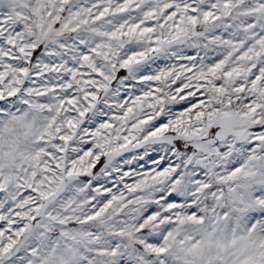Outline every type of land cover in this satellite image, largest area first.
Listing matches in <instances>:
<instances>
[{"label": "snow or ice", "instance_id": "snow-or-ice-1", "mask_svg": "<svg viewBox=\"0 0 264 264\" xmlns=\"http://www.w3.org/2000/svg\"><path fill=\"white\" fill-rule=\"evenodd\" d=\"M0 264H264V0H0Z\"/></svg>", "mask_w": 264, "mask_h": 264}]
</instances>
